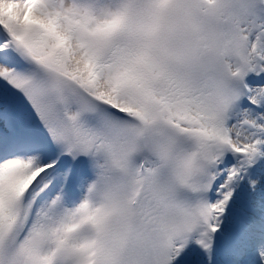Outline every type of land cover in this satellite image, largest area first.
<instances>
[{
  "label": "snow or ice",
  "instance_id": "snow-or-ice-1",
  "mask_svg": "<svg viewBox=\"0 0 264 264\" xmlns=\"http://www.w3.org/2000/svg\"><path fill=\"white\" fill-rule=\"evenodd\" d=\"M0 264H264V0H0Z\"/></svg>",
  "mask_w": 264,
  "mask_h": 264
}]
</instances>
